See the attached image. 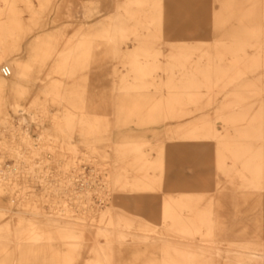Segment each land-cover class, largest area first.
I'll list each match as a JSON object with an SVG mask.
<instances>
[{
  "label": "rangeland",
  "instance_id": "374dc122",
  "mask_svg": "<svg viewBox=\"0 0 264 264\" xmlns=\"http://www.w3.org/2000/svg\"><path fill=\"white\" fill-rule=\"evenodd\" d=\"M130 1L0 0L9 60L54 42L24 94L0 91V228L49 217L97 230L110 264H264V0ZM117 19L115 45L98 25ZM69 40L78 48L63 76ZM131 53L155 63L143 79ZM70 107L79 121L59 128ZM170 196L194 203L186 217L211 210L214 232L164 222ZM20 242L0 238V264H61L60 240L27 253Z\"/></svg>",
  "mask_w": 264,
  "mask_h": 264
},
{
  "label": "bare ground",
  "instance_id": "6f19581e",
  "mask_svg": "<svg viewBox=\"0 0 264 264\" xmlns=\"http://www.w3.org/2000/svg\"><path fill=\"white\" fill-rule=\"evenodd\" d=\"M5 1L9 6L12 5L10 0ZM130 2H141V0H132ZM123 22V20L117 19L115 25L110 26L106 25L104 21H101L98 25V29L100 31L99 36L105 39L107 43L111 42L115 45H118V41H116V39L114 38H118V36H125L126 27L123 25ZM53 44L54 42H44L36 45H29L28 51H30V53L28 55V58L18 59L15 62H12L8 59L9 57L7 50L0 49V64L5 60H8L9 64L7 65L12 70L9 77H4L0 73V91L3 92V90L6 88L9 93L15 95L24 94L25 89L23 88L22 82L27 77V69L35 65L44 64L46 62L45 59L53 54ZM67 45L68 46L58 54L59 58L57 60L58 67L60 69L58 73L63 76L68 74L71 64L75 59L74 54L78 48L76 40H69ZM93 46L94 42L92 43L90 48L92 49ZM129 58L130 59L128 60V63L131 65L129 69L130 72H132L131 76L133 79H143L144 76L149 73V71L153 70V65L155 63H151L150 60L146 59L145 61H143L136 53H131ZM87 60H89V55L87 56ZM47 77H50V75H46V78ZM41 78H43L41 74H38V79ZM127 81L128 78L124 83L126 84ZM55 93L60 94L61 92L60 90H55ZM13 107L16 110V108L19 107V104L15 103ZM78 121L79 115L75 113V111H73L72 107H70L68 113L63 117L61 121L57 123V125L62 129L64 127L74 128L75 124ZM80 121L82 123L84 122V120L82 119H80ZM85 123L91 124L89 121H85ZM254 158V171H257L259 167L255 166L258 165L261 156L260 154H256ZM185 197L186 196H180L179 198L175 199L170 196L164 200L163 221L167 222L171 220L172 222H174L176 230L185 232L187 234L208 235L214 232V219L212 218L211 210L197 208V210H195L193 213L194 218H189L184 215L185 212L182 211L184 210V208L194 207V203L189 202L187 200V197ZM112 221H114V217L111 215L110 222ZM0 230L3 232L2 234H0V238L9 239L12 236H15L23 241L20 243H26V245L29 244L27 250H23L25 253L32 252L31 249H34L33 246L45 243V241L60 240L63 246V248L61 249V264H74L77 259L79 260L82 258L84 252L93 254V257L85 261V264H110L109 244L102 243L98 240L100 236L108 238V235L97 230H95L92 234L84 233L82 228L76 225L60 224L59 222H57V220H53V218L49 217L46 218V220L42 221L37 219H21L19 225L15 227H13L10 222L6 221V224H4V226H1ZM18 246H20V244ZM18 246L16 248H19ZM189 255V253H180L179 256L183 260H186L188 257H190Z\"/></svg>",
  "mask_w": 264,
  "mask_h": 264
},
{
  "label": "built area",
  "instance_id": "2783aa9c",
  "mask_svg": "<svg viewBox=\"0 0 264 264\" xmlns=\"http://www.w3.org/2000/svg\"><path fill=\"white\" fill-rule=\"evenodd\" d=\"M11 68L8 66V65H4L1 67V74L4 76V77H9L11 75ZM80 179V182L82 183L83 181H81V178Z\"/></svg>",
  "mask_w": 264,
  "mask_h": 264
}]
</instances>
